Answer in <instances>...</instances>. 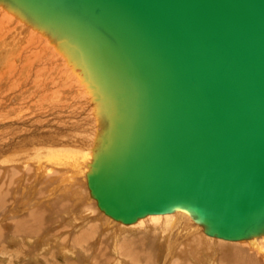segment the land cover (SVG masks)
<instances>
[{
  "label": "water",
  "instance_id": "95a60500",
  "mask_svg": "<svg viewBox=\"0 0 264 264\" xmlns=\"http://www.w3.org/2000/svg\"><path fill=\"white\" fill-rule=\"evenodd\" d=\"M19 1L91 16L130 76L126 149L89 177L105 214L183 207L217 237L264 233V0Z\"/></svg>",
  "mask_w": 264,
  "mask_h": 264
},
{
  "label": "rangeland",
  "instance_id": "374dc122",
  "mask_svg": "<svg viewBox=\"0 0 264 264\" xmlns=\"http://www.w3.org/2000/svg\"><path fill=\"white\" fill-rule=\"evenodd\" d=\"M57 63L54 68L41 74L42 79L38 84L33 86L34 78H30L27 85L24 84L25 88L19 86L18 92L6 93V99L2 92L6 87H0V195H4L5 201L0 207V264H115V256L111 252L112 240L114 233L118 231L116 234H119L122 228L100 211L90 195L85 174L79 175L66 168H40L31 161L38 152L46 153L45 148L48 146L42 143L50 138L49 147L52 148L63 139L90 145L89 138H94L90 137L95 126L91 118L93 109L87 100L86 106L82 99L87 92L82 94L81 89L64 73L70 65L66 68ZM55 86L58 89H54ZM53 91L52 97L48 93ZM21 93L27 94L28 100L17 103L16 95ZM47 95L52 100L49 101ZM72 98L74 100L70 102ZM33 143L36 146H32ZM39 209L44 210V214L40 213L43 220L40 224L43 226L41 233L34 232L31 235L35 237L28 239L31 230L25 225L29 224L30 217ZM187 218L192 224L195 223ZM19 225L25 231L22 236L15 237L14 227ZM187 225L169 227L168 234L164 236L165 241L161 237L165 226L161 224L160 228L159 224L152 223L136 228L133 232L126 230V234L117 242L120 246L119 255L124 264H139L140 261L141 264H163V258L166 264H184L183 261L187 264H220L223 252L218 249L224 247L223 243L211 240L202 230L196 232ZM81 236H88L85 243L80 242ZM131 238L148 243V249L152 250L150 254H153L150 262L141 260L140 256L133 259L130 251L139 250L131 247ZM167 240L170 243L168 251L164 249ZM59 245L73 254L64 256Z\"/></svg>",
  "mask_w": 264,
  "mask_h": 264
},
{
  "label": "bare ground",
  "instance_id": "6f19581e",
  "mask_svg": "<svg viewBox=\"0 0 264 264\" xmlns=\"http://www.w3.org/2000/svg\"><path fill=\"white\" fill-rule=\"evenodd\" d=\"M70 9L71 7L68 6L65 10L69 12ZM94 21L95 19H91V16L87 17L80 12L73 13L72 15L65 12L45 14L36 12L28 4H24L19 0H0V87L2 85L6 87L4 89L5 91H2L4 92L3 94L6 95V93H12L13 91L18 92L17 88L19 86L25 88L24 84L28 83L30 78H34L33 86L35 83L38 84L42 79H40L41 74L46 70L54 68L55 63L59 61L57 64L66 68L70 65L64 73L66 76H69L68 79L70 81L75 82V85L81 89L82 94L87 92V95L82 97L83 102L86 105L87 100L93 109L91 118L95 126L94 131H92L93 134L90 135V137L94 138L91 140L89 138L88 140L91 143L90 145L88 143L84 145L81 142L75 144L73 141L69 142L63 139L58 146L52 148L49 147L52 140L50 138L48 141H44L46 143H42L48 146L45 148L47 149L45 150L46 153L38 152L37 155L35 154L34 160L31 161H34L37 167L39 166L40 168H46L47 166L66 168L79 175L85 174L90 195L98 206L97 199L89 186V177L97 173L103 166L110 165L116 155L123 156L124 150L126 149L127 132L133 117V102L131 98L132 86L129 84L130 76L127 74L125 68L111 54L112 52L108 48H112L109 36L105 32L100 33L96 29L97 26L95 29L92 28L94 27ZM112 44L116 45L113 40ZM64 73L63 75H65ZM54 89L58 88L56 87ZM54 92L48 94L51 96ZM19 95H16L18 97L17 103L23 99L26 100V96H28L23 93ZM71 95L74 96L73 94ZM7 96H5V99ZM52 97L49 98V101L50 99L52 100ZM41 98L43 99V97ZM72 100L74 99L72 98L70 102ZM49 104L51 103L49 102ZM60 109L63 108L61 107ZM33 134L35 133H31V135ZM39 136H37V140ZM32 146H36V143H33ZM88 161L92 162L88 163ZM4 202V195L2 194V196L0 195V207ZM43 211V209L35 210V215L30 217V222L26 221L29 224L25 225V227H29L31 230L28 239L35 237L31 235L34 232L37 234L41 233L43 226L40 224L43 220L40 213L44 214ZM100 211L105 214L102 209ZM105 215L110 218L109 220L112 223L115 224L116 222L122 228L119 234H116L118 231L114 233L115 236L112 240L111 252L115 256V264H124L121 255H119L120 246L117 242L120 237L122 238V235L126 234V230L133 232L136 228H143V225L152 223L159 224V228L160 224L161 226H165L163 227L165 232H162L163 234L161 235L164 241V236L169 230V227L173 228V226H178L179 224H188L187 226L192 227V230L196 232L202 230L203 234L208 236L209 239L222 242L224 247L218 249L223 252V255H220L221 257L219 256L220 264H264V233L246 240L217 237L210 234L207 226L187 208L175 207L167 213L145 214L137 217L130 223H123L107 214ZM187 217L198 226L195 223L192 224ZM166 221H168V224ZM23 229L21 225L18 227L15 226L14 231L16 230V232L13 235L15 237L22 236L25 231ZM91 229L93 231L97 230L96 228ZM87 238L88 236H81L79 240L81 243H85ZM132 239L134 238L130 239L131 247H136L139 250V252L130 251L133 259L134 257L140 256L141 260L150 262V257L152 258L151 255L153 254H150L152 250L148 249V243L146 242L145 244L144 241L139 242L142 241L141 239H138V241L137 239L132 241ZM166 243L167 247H164V249L166 248V251H168L170 243H168V240ZM166 243L164 242V244ZM58 247L61 249V245ZM61 250L64 256L66 254L68 256L73 254L71 250L65 251V248ZM58 251L61 252L60 250ZM163 261V264H166L164 258ZM183 263L187 264L185 261ZM139 264H141V261Z\"/></svg>",
  "mask_w": 264,
  "mask_h": 264
}]
</instances>
